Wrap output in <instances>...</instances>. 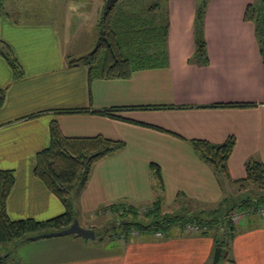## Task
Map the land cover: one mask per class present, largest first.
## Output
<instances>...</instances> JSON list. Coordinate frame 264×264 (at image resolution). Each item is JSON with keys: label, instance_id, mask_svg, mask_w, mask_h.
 I'll use <instances>...</instances> for the list:
<instances>
[{"label": "crops", "instance_id": "crops-1", "mask_svg": "<svg viewBox=\"0 0 264 264\" xmlns=\"http://www.w3.org/2000/svg\"><path fill=\"white\" fill-rule=\"evenodd\" d=\"M70 1L78 4L66 3L69 21L64 22L63 33L55 21L32 20L27 6L15 7L13 18L0 22V42L11 48L24 70L21 77L14 78L0 53V92L5 93L0 107V169L15 173L7 199L10 218L47 220L66 211L34 172L37 153L50 143L53 120L66 136L103 135L126 142L124 149L95 163L86 188L75 200L76 218L80 222L82 216L84 227L99 226L95 215L102 206L113 211L116 220L123 208H150L156 201H161L162 209L175 203L178 208L194 205L189 215L196 216L212 206L206 215L211 218L221 213L215 211L221 206L232 209L237 203H231L234 194L228 191L246 183L247 163L258 160L264 165V58L257 24L245 19L253 0H209L204 27L206 63L191 58L196 50L192 18L180 36L184 43L171 41L173 35L174 39L179 35L169 25L166 65L136 69L126 79H89L87 65L71 64L96 44L107 0H66ZM228 5L237 8L238 16H230V12L220 15ZM87 13L92 15L87 17ZM81 28L83 38L76 39ZM147 83L154 91L151 100L140 93ZM164 89L166 95L156 96ZM220 103L252 105L216 106ZM66 109L70 111H60ZM106 109H113L121 118L101 113ZM230 136L236 144L228 160L229 176L203 161L190 142L200 138L221 143ZM248 186L243 188L249 192ZM141 201L147 204L138 205ZM237 207L250 210L254 206ZM240 221L234 223V237L221 246L223 264H228L227 254L235 264H264V216L251 211ZM190 223L200 225L203 234L186 233L175 225L161 231L160 240L142 231L136 237L110 233L93 239L77 234L35 239L26 262L211 264L214 240L202 235L215 228L226 236V228L220 223ZM66 237H73L70 244Z\"/></svg>", "mask_w": 264, "mask_h": 264}, {"label": "trees", "instance_id": "trees-1", "mask_svg": "<svg viewBox=\"0 0 264 264\" xmlns=\"http://www.w3.org/2000/svg\"><path fill=\"white\" fill-rule=\"evenodd\" d=\"M262 4L251 3L245 11V19L257 24V36L260 39L261 51L264 58V0ZM114 0L109 7H105L99 22L100 36L96 47L87 55L71 61V64L83 63L88 66L89 79L100 78H129L132 72L140 68L166 65L168 60L165 47L169 38V23L158 22L154 15L158 13L159 6L154 4L147 12L131 10L137 5L120 3ZM129 8H128V7ZM207 1L199 3L196 13V50L195 59L200 63L208 61L205 41V15ZM153 14V15H152ZM7 45V44H6ZM11 48L9 52H1L9 62L14 78L24 74V70ZM154 49L157 52L150 53ZM149 51V52H148ZM132 56V57H131ZM149 60L138 62L137 58ZM137 62V63H135ZM5 102V93L0 92V107ZM251 103H220L216 106L234 107L251 106ZM68 112L70 110H60ZM113 109L101 111L105 115L121 118L114 114ZM114 111H116L114 109ZM162 129L161 127H156ZM193 148L198 156L209 164L216 172L229 176L228 160L235 147L234 136L228 137L224 142L213 143L206 139H191ZM126 142L121 139H111L103 135L96 136H66L57 120L50 125V143L37 153L35 175L39 177L49 190L54 193L65 205L66 211L58 216L47 220L33 218L11 219L7 212V199L15 184V173L12 169H0V264H13V252L23 241L30 240L43 232L61 230L68 227L76 218L75 200L86 188L95 163L109 154L125 148ZM154 167V166H153ZM246 183L249 185L248 195L237 206H259L264 204V165L258 160H251L246 165ZM156 172L160 178L159 167ZM233 207V208H234ZM221 206L215 211H221L215 217H202L189 215L188 213H162L161 201H156L145 213L148 222L139 217L138 208H123L121 216L126 218L121 224L126 235L132 228L139 230H162L166 231L175 225H185L188 222L203 225L220 223L224 225L226 232L223 239L216 240L217 246H224L227 239L235 235L236 227L229 217L233 209ZM120 208L117 207L116 211ZM213 211V212H215ZM119 225V224H118ZM225 255L222 253L221 258ZM220 258V260H221ZM228 264H235L228 254ZM219 264V262L217 263Z\"/></svg>", "mask_w": 264, "mask_h": 264}, {"label": "rangeland", "instance_id": "rangeland-1", "mask_svg": "<svg viewBox=\"0 0 264 264\" xmlns=\"http://www.w3.org/2000/svg\"><path fill=\"white\" fill-rule=\"evenodd\" d=\"M203 1H205V0H203ZM206 1H207L206 13H208L207 10H208V5H209L208 4L209 0H206ZM71 2L72 1L66 2V0H62V1L61 0H0V22L1 21L3 22L6 18H8V19L11 17L13 18V16H11L12 15L11 13L13 12L15 7L27 6L28 12H29L28 15L30 17H32V20L52 21V22L55 21V23H57L59 25V31L61 33H63L64 29L67 28V27H64V22L69 21V19L67 18V13L65 12V10H66L65 8L67 5L66 3L69 4L68 6L78 4V2H72V3ZM124 2L126 4L131 3V4H133V6L137 5L136 8L135 7L129 8L128 6L127 7L131 10H137L138 12H147V11H149V9L152 5H154V4L158 5L159 11H158V13H155L154 15L157 17L158 22L165 23V21H167L169 23V25L170 24L172 25L173 34H174V32H176L179 36L176 35V37L174 39V35H173L171 41H174V43L180 44V43H184V42H182L183 40L182 41L180 40V36H181V33L184 30L187 22L191 21L190 19L193 18L192 23H193V26L196 27L195 26V19H196L197 8L199 6V3L202 2V0H124ZM258 2L260 4H262L261 0H253L252 3H258ZM120 5L121 4L119 3L118 7ZM103 6L104 5H102V9H103ZM263 6H264V4H263ZM236 9L237 8L233 7V5H228L227 7L224 8V12L220 13V15L221 14L226 15V14H228V12H230V16H234V17L238 16V12L236 11ZM213 13H215V10H213L211 12V14L214 16ZM90 15H92V13H87V17H89ZM21 19L24 20V19H26V17L22 16ZM76 32H77V34H75L76 39H82L83 38V36H82L83 28H81V30L78 29ZM99 36H100V29L98 27V36L96 37V39H98ZM182 38L186 39L185 36H183ZM96 44H97V42H96ZM96 44L93 45V49H94V47H96ZM195 47H196V44H195ZM7 48H10V47L8 45H6L5 43L3 44L2 42H0V53L1 52H9L7 50ZM155 52H157V51L154 49H152L150 51V53H152V54ZM194 54H195V51L193 54H191V58L192 57L195 58ZM13 55H14V53H13ZM14 57H15V55H14ZM142 58H145V59L137 58V61L141 63L143 61L146 62L149 60L147 57H142ZM2 60H4V62L9 64V62L7 61V59L4 56L2 57ZM194 60H196V59H194ZM135 63H137V62H135ZM8 66H10V64ZM201 76L204 77V74H201L200 77ZM140 93L143 95V97H144L143 99L148 98L149 100H151L153 97L154 91L152 90V86L150 85V83H147V84L143 85V90H141ZM167 93L168 92L167 91L165 92V89H164L163 92H161V91L158 92V94L156 96H158V95L163 96V95H166ZM220 175H222L223 177L225 176L223 174H220ZM135 184L137 187H139L138 183H135ZM247 185H248L247 183L243 182V183H240L239 185H237V188H235L234 190H232V189L230 191L227 190L228 192H230V194L231 193L234 194L233 197L230 198V201L232 204H234V203L239 204L246 197V194L248 193V191H247V188L244 189L243 186L247 187ZM143 204H147V202H143V201L138 202V205H143ZM178 205H179L178 203H175L174 205L171 204L169 206L167 205L164 207V209H162V213H172V214L176 213L177 214V213H180L179 211H182L181 213L192 214L193 212H191L190 210H194V208H196L194 205L182 206V208L181 207L178 208L179 207ZM210 207H212V206H206V209L204 210L205 213L203 212V213H198V214H200L201 216L204 215L203 217H209L206 215H209L207 213H209ZM147 208L149 209V207H146V208L141 207L140 213H139L140 219H142L145 222H148V220H146L147 218L145 217V213L147 211ZM102 209L106 210V211L103 210L105 213H101ZM198 209H200V208H198ZM96 213H98V214H96ZM96 213H95L96 214L95 219H96V222H99L98 223L99 226H95V230L97 233L96 236H98L99 238H104L107 235H110V233H115V234L116 233H119V234L124 233L121 224H124L125 220H128V218H130V217L126 216V218H124V216L123 217L121 216L116 220L117 215L113 211H111L110 209H106V207H104V206H102L100 208V210L96 211ZM109 216H111V217L109 220H107L106 218ZM79 218H80L81 224L83 225L85 222H84L82 216H79ZM240 222L241 221H239L237 223H240ZM189 223L190 222L185 223L184 226L183 225H176V226H180L179 227L180 230H182L183 232H186V233H199L200 235L203 234V233H201L202 232L201 229L198 231H195V230H193V228L188 227ZM115 226H117V227H115ZM141 231L144 234H152L153 240H160L159 238H161L163 236V233L161 232L162 230H157V231L155 230V232H154V230L153 231L152 230L147 231V230H139L137 228H132L130 233L132 235H134V237H136V236L140 235ZM106 233H109V234H106ZM159 234H161V235H159ZM208 234L202 235V236H204V238L206 240H211V241H212V239L214 240L212 242L214 245V253H215V250L218 247V246H215L216 240L223 239L224 236L222 234L218 233L215 228H211L208 231ZM52 238H55V237H52ZM66 238L67 239H65V240L67 241V243L69 242V244H70L72 242L70 239L73 237H66ZM37 240H42V239H37ZM37 240H34V241H37ZM60 242H63V241H60ZM30 244H31V240H27L23 244L19 245V247L13 252V258L17 261L16 262L17 264H27L26 258L28 256V253L30 250ZM100 248H103V247L100 246ZM19 260H20V262H19ZM174 262H176V260H174ZM13 263H14V261H13ZM176 263H178V262H176ZM223 263H224V259L221 258V260H219V264H223Z\"/></svg>", "mask_w": 264, "mask_h": 264}, {"label": "water", "instance_id": "water-1", "mask_svg": "<svg viewBox=\"0 0 264 264\" xmlns=\"http://www.w3.org/2000/svg\"><path fill=\"white\" fill-rule=\"evenodd\" d=\"M113 1L114 0H107L106 7H109L113 3ZM69 234H77L78 236H81L84 238H92V239L96 237L95 229L82 226L78 218H74L73 222L64 229L39 233L29 238L30 240H35V239H41V238H46V237L62 236V235H69ZM221 254H222V247L218 246L215 250L212 264H217L219 262L221 258Z\"/></svg>", "mask_w": 264, "mask_h": 264}, {"label": "built area", "instance_id": "built-area-1", "mask_svg": "<svg viewBox=\"0 0 264 264\" xmlns=\"http://www.w3.org/2000/svg\"><path fill=\"white\" fill-rule=\"evenodd\" d=\"M251 211H255L257 212L259 215L264 216V204H261L259 206H254L252 209L248 210V209H243V208H233L230 212H229V217L231 219V221L233 223H237L239 222L241 219L245 218V216L248 214V212ZM188 227L193 228V230L198 231L201 229L200 225L198 224H193V223H189ZM161 235V234H159Z\"/></svg>", "mask_w": 264, "mask_h": 264}]
</instances>
